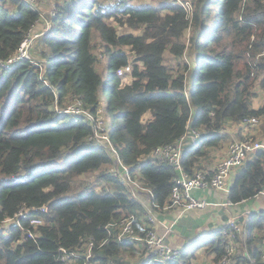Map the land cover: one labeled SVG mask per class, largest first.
<instances>
[{
	"label": "trees",
	"instance_id": "1",
	"mask_svg": "<svg viewBox=\"0 0 264 264\" xmlns=\"http://www.w3.org/2000/svg\"><path fill=\"white\" fill-rule=\"evenodd\" d=\"M39 17L27 0H0V61L17 51ZM111 17L141 32L118 33ZM49 21L36 38L43 44L36 61L42 71L27 58L0 64V264H81L82 255L62 260L60 248L83 252L89 242L98 264H122L125 252L141 255L136 264H192L188 251L157 262L141 241L118 240L119 223L129 214L143 233L138 215L145 210L133 197L135 185L116 174V155L150 190L152 207L161 209L178 172L152 154L155 147L174 143L188 124L199 130L181 157L192 173L204 170L201 161L228 138V123L257 117L264 130V101L253 105L256 84L264 94V0H192L191 18L174 0H58ZM128 64L131 81L124 83L116 70ZM70 93L87 114L53 107L64 106ZM103 109L109 142L91 139ZM261 192L264 148L236 171L227 200L251 201ZM43 204L48 211L32 228L34 239L1 222L23 206L20 220L28 225ZM240 219L242 251L259 264L252 230L264 229V208ZM214 233L209 247L217 259L223 242L218 229Z\"/></svg>",
	"mask_w": 264,
	"mask_h": 264
},
{
	"label": "built area",
	"instance_id": "2",
	"mask_svg": "<svg viewBox=\"0 0 264 264\" xmlns=\"http://www.w3.org/2000/svg\"><path fill=\"white\" fill-rule=\"evenodd\" d=\"M32 5L36 0H27ZM181 7H183L184 13L187 18L192 16V0H174ZM56 3H50L51 11L55 10ZM52 12L51 14H53ZM40 18V17H39ZM38 18V20H39ZM38 23V21L36 22ZM36 23L32 25L29 32L23 37L17 51L8 57L4 61H0V64L4 67H10L17 60L21 58H27L38 67L39 72L42 71L43 66L37 64L36 60L32 56L31 44L36 41V38L43 34L49 27L48 19H43V28L36 27ZM40 29L41 31H36L32 33L33 30ZM264 53V50L261 52ZM119 76H131V65L128 64L123 67H119L116 70ZM58 112H69L75 114H87L81 105L80 101L73 102L67 106H56ZM100 110V109H99ZM89 118L91 116L88 115ZM259 124V119L257 117L246 118L242 121V125L246 128H252ZM99 129V128H97ZM100 130V129H99ZM100 131H96L93 138L94 140H109L106 138L104 131L100 135ZM99 135V136H96ZM200 138V131L192 128L190 124L186 126L184 133L172 144H165L155 147L152 150L154 156L164 157L171 165L173 169L177 170V174L173 176L172 187L170 192V202L164 205V208H170L175 205L181 206L184 210L188 209H198L203 208L208 205V201L204 199H197L191 195L192 189L197 188H207L214 187L217 189H222L228 191L226 186V179L230 172L235 167H240L243 165L248 156L255 150L264 148V135L259 139H254L252 137H244L241 139H236L231 141L226 149V153L221 159L218 160L215 167L210 171L197 169L192 173L184 170L181 157L184 149L193 143H197ZM114 151V149H113ZM116 154V153H115ZM117 161L120 166V171L116 174L121 177L123 181L129 182L135 185V189H140L146 191L148 194L150 190L142 186L134 177L131 176L129 167L120 162L118 156L116 155ZM223 205H232L238 203H232L228 200L222 202ZM38 213L33 214L28 219V225L23 223L20 219L25 216L24 207L21 206L19 210L14 213L13 216L5 217L1 220L4 226H10L11 224H16L18 229L25 232L24 238L30 237L35 238L36 226L41 224L44 220L43 215L48 211V207L43 204L37 208ZM252 211L245 209V214H249ZM148 221L152 222L154 219L151 216H147ZM136 216L134 214H129L124 217L119 223L118 240L125 238H130L133 240L141 241L143 245L147 247L149 253L153 255L154 261L163 262L168 260H174L180 256L181 249L173 247L167 239L168 232L170 231V226L164 232L156 231L152 227H146L141 234L136 230ZM33 228V229H32ZM255 231V232H254ZM253 234H257L259 237V256L262 263H264V229L258 230L256 227L253 229ZM220 235L223 242V252L221 255L213 261L212 264H253L252 261L245 257V250L242 251V225L237 216H230L226 225L220 228ZM61 249L60 258L65 261L74 259L82 255L81 264H98L96 261L92 260V242H89L87 248L83 252L67 251L65 248ZM242 254V257L239 256ZM112 264H119L113 263Z\"/></svg>",
	"mask_w": 264,
	"mask_h": 264
},
{
	"label": "crops",
	"instance_id": "3",
	"mask_svg": "<svg viewBox=\"0 0 264 264\" xmlns=\"http://www.w3.org/2000/svg\"><path fill=\"white\" fill-rule=\"evenodd\" d=\"M233 124V123H228ZM236 127V135L237 137H243L245 135V131L243 130L244 127L241 124ZM227 128V125H226ZM232 128V125H231ZM227 133L229 130H227ZM231 134V132L229 133ZM222 143L225 145V141ZM221 144V143H220ZM219 144V145H220ZM215 148V147H213ZM226 153V150L224 151ZM222 157L225 153H216L212 152L208 160H202L201 165L204 170L210 171L212 167H214V156ZM224 154V155H223ZM240 167H235L226 179V186L229 188L231 181L233 180V176ZM133 197L142 203L144 206L145 214L141 213L138 215V220L142 228L152 227L156 231L164 232L168 226H170V231L168 232L167 239L173 247L180 248L181 251H188L190 252L192 245L194 242L201 240L209 239V246L211 245V238H215V231L218 229V236L221 239L220 235V228L226 225L227 220L230 216H239L242 217L245 214V209H249L250 211H258L264 208V195L263 192L256 195V197L249 201L238 202V204L232 205H223L222 202L227 200V192L222 189H217L214 187H207V188H197L191 190V195L197 199H204L208 201V205L203 208L198 209H188L184 210L181 206L175 205L170 208H161L155 209L151 205L150 195L140 189L132 188ZM243 204L242 206H240ZM239 205V206H237ZM147 216L153 217V221L150 222L147 219ZM241 225L243 222L240 220ZM177 227V229H176ZM216 229V230H215ZM253 232V230H252ZM255 232V231H254ZM222 241V239H221ZM257 244V252H258V261L259 264H264L260 260L259 256V241L256 242ZM207 248V251L211 253V261L210 264L213 263L214 256L216 252L211 247ZM209 255V253H208ZM246 258L253 262V264H258L255 261V258L251 254H247L246 251Z\"/></svg>",
	"mask_w": 264,
	"mask_h": 264
},
{
	"label": "rangeland",
	"instance_id": "4",
	"mask_svg": "<svg viewBox=\"0 0 264 264\" xmlns=\"http://www.w3.org/2000/svg\"><path fill=\"white\" fill-rule=\"evenodd\" d=\"M103 1L111 4L114 1L116 2V1H121V0H103ZM159 1L160 0H127V2L133 3V4H147V3L157 4ZM51 2H55L57 4L58 0H36L35 3L33 4L34 7H36L38 10H40V18L38 20V23H36V27L43 28L44 27L43 19H45V18L48 19V21H49L50 14L55 11V10L51 11V9H50V3ZM108 22L111 25H114L116 27V30L118 33L131 32L133 34H139L141 32V27L136 28V29L135 28L131 29L129 27H126L124 24L121 25V23L117 22L116 19H114V17H111L108 20ZM49 24H50V21H49ZM36 31H41V30L35 29L32 31V33L36 32ZM31 47L33 48L31 51L33 58L36 61L42 60V59H40L41 58L40 53L42 51L43 44H41L40 41L38 40V41L33 42L31 44ZM127 48L128 47L125 46L126 54L128 55L130 60H134L135 53L133 51H129V49H127ZM166 60H167L168 64H170V65L173 64L172 57L169 54L166 55ZM100 61L104 63L105 58L103 55L100 56ZM139 67H140V65H139ZM122 77L125 79V82L123 81L124 83H129L131 81V76L130 77L122 76ZM255 90H256V96L253 99V105L255 107H258L264 101V94L259 89L258 84H256ZM77 101H78V98L73 93H70L68 96H66L64 98L63 104H64V106H67L68 104H72L73 102H77ZM57 105L58 104H54L53 107L56 109ZM100 114L102 116V119L101 118L97 119L96 128H99L101 130V133H98L101 135L104 131V126H105L106 120L108 121V117L105 115V109H103L100 112ZM231 125H232V128H231ZM237 126L238 125H236V124H227L226 129L229 130L228 135L230 136V138L227 141H225V145H224V143L221 142L220 145H218L215 148H212L208 154L209 155L208 158L210 157V155L213 151L216 153H221V152L225 153L224 151L227 149L228 144L233 140L241 139L244 137H252L254 139H259L264 135V130L259 123L257 126L252 127V128H246L245 126L242 125L244 127L243 130L245 131V135L243 137L241 136L238 138L236 133H235ZM230 132H231V134H229ZM96 136H99V135H96ZM213 156H214V160H212V161L214 162V167H215L218 160L221 159L222 155L215 156V153H214ZM208 158H207V160H208ZM239 205H237V206H239ZM242 205L243 204H241L240 206H242ZM176 229H177V227H176ZM208 246H209V239H207V240H201L200 239L199 241L193 243V245H192L193 248H191V250L189 252V256H191V258H192L191 259L192 264H210L211 253L207 251ZM142 252H143V254H145V252L143 250H142ZM208 253H209V255H208ZM122 260H123L122 264H136L139 260H141V255L139 256L137 254H134V256H132L128 252H125L123 254Z\"/></svg>",
	"mask_w": 264,
	"mask_h": 264
},
{
	"label": "bare ground",
	"instance_id": "5",
	"mask_svg": "<svg viewBox=\"0 0 264 264\" xmlns=\"http://www.w3.org/2000/svg\"><path fill=\"white\" fill-rule=\"evenodd\" d=\"M245 217H246V216H245ZM239 218H240V216H239ZM228 220H229V219H228ZM228 220H227V221H228ZM239 220H241V219H239Z\"/></svg>",
	"mask_w": 264,
	"mask_h": 264
}]
</instances>
